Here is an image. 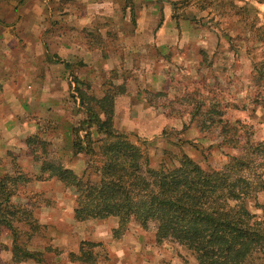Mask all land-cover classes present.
Masks as SVG:
<instances>
[{
  "label": "rangeland",
  "instance_id": "rangeland-1",
  "mask_svg": "<svg viewBox=\"0 0 264 264\" xmlns=\"http://www.w3.org/2000/svg\"><path fill=\"white\" fill-rule=\"evenodd\" d=\"M25 1L0 0V21L10 22ZM253 1L263 6L253 10ZM178 4L176 13L189 21L184 24L186 31L198 30L197 34L186 36L181 47L170 48L168 53L147 54L153 62L149 69L140 71L143 73L122 69L110 75L102 87L89 86L88 93L100 98L111 86H120L125 76H140L146 84L147 102L161 114L160 129L151 134L147 128L144 134L115 129L140 146L151 157L152 166L162 160L167 165L177 164L186 155L204 170H220L231 157L242 156L249 162L244 176L251 182L259 177L264 184V154L253 152L256 146L264 150V0H184ZM65 108V115L42 125L47 135L38 134L29 148L7 151L4 160L0 157V175L18 172L29 178L28 183H20L11 200L35 206L31 218L37 224L36 232L30 235L31 229L19 224L17 244L41 260L13 261L12 235L0 229V264H65L66 257L72 259L61 248L67 228L59 221L63 215L56 209L71 206L73 210L75 192L53 178L35 180L44 160L59 163L77 175L85 168L87 157L69 159L72 149L70 142H65L66 135L71 138V128L85 115L71 97ZM91 133L94 139L98 137L94 129ZM247 207L264 222V191L256 192ZM105 221L117 223L115 218ZM93 222L97 223H84L90 226ZM153 229L151 225L150 231H142L131 222L122 234L112 232V236L116 240L124 235L130 238L126 249L137 251V256L126 254L130 263L195 264L183 247L166 241L156 243ZM90 249L96 254L94 262L107 253L96 246ZM261 258L264 262V255Z\"/></svg>",
  "mask_w": 264,
  "mask_h": 264
},
{
  "label": "crops",
  "instance_id": "crops-1",
  "mask_svg": "<svg viewBox=\"0 0 264 264\" xmlns=\"http://www.w3.org/2000/svg\"><path fill=\"white\" fill-rule=\"evenodd\" d=\"M182 1L21 2L10 22L0 21L1 159L7 151L27 149L25 140L30 136L48 134L42 125L65 115V103L73 93L75 80L98 88L122 69L141 74L153 62L147 54L168 53L170 48L181 47L186 36L197 34L198 30L186 31L184 24L189 21L176 13ZM262 6L253 1L250 7L254 10ZM132 73L120 82L125 91L114 100L113 127L143 134L147 128V134H151L160 129L161 114L147 102L145 82ZM70 140L66 135L65 142ZM72 157L70 151L69 159ZM57 211L63 215H59V221L67 228L60 243L68 255L79 256L84 242L107 251L95 262L66 257L65 264H141L126 259V254L137 256V251L126 249L130 241L127 235L113 238L116 222H93L89 226L74 221L71 206Z\"/></svg>",
  "mask_w": 264,
  "mask_h": 264
},
{
  "label": "trees",
  "instance_id": "trees-1",
  "mask_svg": "<svg viewBox=\"0 0 264 264\" xmlns=\"http://www.w3.org/2000/svg\"><path fill=\"white\" fill-rule=\"evenodd\" d=\"M74 85L70 97L78 101L85 118L71 128L70 148L73 156L87 157L85 168L77 175L44 160L35 180L53 178L74 190L75 222L115 218L114 234H122L131 222L142 231H150L153 225L156 243L183 247L195 264H264V222L247 207L256 192L264 191V184L259 177L251 182L244 176L249 169L245 158L231 157L220 170H204L186 155L177 164L167 165L162 160L152 166L151 157L113 127L114 100L124 93V86L110 85L98 98L88 93L89 86L77 80ZM93 129L98 136L95 139ZM36 136L26 139V145L31 146ZM253 152L264 154L258 146ZM28 182L29 178L18 172L0 175V229L12 235L15 262L41 261L36 253L17 244L19 224L28 226L30 235L36 232L37 224L31 218L35 206L11 200L20 183ZM95 246L81 243L80 255L70 256L80 262L93 261L90 248Z\"/></svg>",
  "mask_w": 264,
  "mask_h": 264
}]
</instances>
